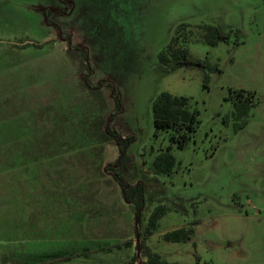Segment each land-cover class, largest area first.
Wrapping results in <instances>:
<instances>
[{"label": "rangeland", "instance_id": "obj_1", "mask_svg": "<svg viewBox=\"0 0 264 264\" xmlns=\"http://www.w3.org/2000/svg\"><path fill=\"white\" fill-rule=\"evenodd\" d=\"M204 24L240 37L210 46ZM175 36L220 70L161 71ZM163 91L199 112L184 148L156 131ZM170 146L174 172L154 174ZM138 183L141 220L124 196ZM171 201L188 213L168 211L146 239L163 258L264 264V0H0V264H140L137 234ZM193 221L192 239L163 240Z\"/></svg>", "mask_w": 264, "mask_h": 264}, {"label": "trees", "instance_id": "obj_2", "mask_svg": "<svg viewBox=\"0 0 264 264\" xmlns=\"http://www.w3.org/2000/svg\"><path fill=\"white\" fill-rule=\"evenodd\" d=\"M186 24H182L185 26ZM202 31V38L210 46H216L220 42L230 43L233 35L236 39L240 37V30H233L232 28H226L220 24H204L199 27ZM179 36L172 38L168 46L159 55L158 68L165 73H171L182 67L198 66L202 68H208L209 70L218 71L220 68L217 65H209L206 59L193 58L190 54L187 46H181L178 42ZM31 46L26 44L25 47ZM36 46H43L38 44ZM209 80V74L206 72L204 86ZM233 115L237 119H243L247 117L252 109L251 97L238 98L234 103ZM199 112L192 107L191 98L187 96L174 95L168 91L160 93L153 103V116L156 131L172 130L174 133L171 135V141L177 144L178 147L184 148L187 145V141L190 134L195 132L198 124ZM246 121H242V125H245ZM131 141L127 143L120 142V151L122 153L118 164H121L124 168L131 161V157H128L125 152V147ZM168 148L166 151L159 153L152 162V172L154 174L171 175L176 166L177 160ZM120 180L119 177H117ZM124 196L127 202L132 203L135 206V212L141 220L142 210L145 207V194L143 183H138L134 186H124ZM181 197V196H180ZM182 198V197H181ZM175 210L182 213H188V209L184 202L171 201L169 205L159 204L150 213L147 224L144 231L141 233V248L142 254L146 257V260L140 264H176L163 258V256L155 251L147 243V238L151 236L158 228L159 221L167 214L168 211ZM139 220V221H140ZM195 224L197 221H193L191 225L182 226L171 231H167L163 234L162 238L167 242H186L193 238L195 235ZM199 261L200 258L197 257ZM138 261L137 256H133L128 264H136Z\"/></svg>", "mask_w": 264, "mask_h": 264}, {"label": "water", "instance_id": "obj_3", "mask_svg": "<svg viewBox=\"0 0 264 264\" xmlns=\"http://www.w3.org/2000/svg\"><path fill=\"white\" fill-rule=\"evenodd\" d=\"M137 237H138V250L140 251V249H141V241H140L139 234H137Z\"/></svg>", "mask_w": 264, "mask_h": 264}]
</instances>
